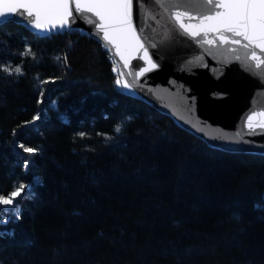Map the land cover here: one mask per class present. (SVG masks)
<instances>
[{"label":"trees","instance_id":"obj_1","mask_svg":"<svg viewBox=\"0 0 264 264\" xmlns=\"http://www.w3.org/2000/svg\"><path fill=\"white\" fill-rule=\"evenodd\" d=\"M0 64L23 70L0 69V194L32 185L0 225V264H264V155L213 148L125 93L80 31L0 24Z\"/></svg>","mask_w":264,"mask_h":264},{"label":"snow or ice","instance_id":"obj_2","mask_svg":"<svg viewBox=\"0 0 264 264\" xmlns=\"http://www.w3.org/2000/svg\"><path fill=\"white\" fill-rule=\"evenodd\" d=\"M146 11L154 13L151 19L166 20L171 25L173 38L180 34L201 45H216L217 52L224 54L226 51L254 76L264 78V0H0V19L25 17L45 38L71 33L77 20L87 18L94 27L88 35L102 42L105 50L114 49V55L122 61L120 68L113 69L117 73L115 84L130 90L136 85L130 83L127 76H132L135 81L136 77H143L159 67L149 53L150 47L157 48L158 45L143 35ZM220 45H226L227 49H221ZM26 49L31 51L29 46ZM209 52L212 54L211 48ZM133 59L143 60L144 65L138 63L135 66L138 70H135L131 63ZM63 60H67L66 54ZM0 69L9 74H23L20 65L12 69L7 64H0ZM38 102L42 103V100ZM257 117L260 120L254 124ZM40 119L39 112L33 116V121ZM245 124L250 132L256 128L264 132V111L246 115ZM116 131L120 132L121 126H117ZM223 138L228 141L239 138V142H243L239 133ZM19 147L27 153L37 151L23 143ZM29 164L30 160L24 158L25 169ZM34 182L39 183L38 176ZM31 186L21 182L7 195L0 194V225L6 227L13 219L22 218V211L17 206L20 200L14 198L20 197Z\"/></svg>","mask_w":264,"mask_h":264},{"label":"water","instance_id":"obj_3","mask_svg":"<svg viewBox=\"0 0 264 264\" xmlns=\"http://www.w3.org/2000/svg\"><path fill=\"white\" fill-rule=\"evenodd\" d=\"M151 15L154 13H144L143 35L158 45L157 48L150 47L149 53L159 67L143 77H136L135 81L132 76H127L136 86L131 90L123 89L125 93L167 115L213 148L264 155V132L259 128L250 132L245 124L246 115L264 111V78L254 76L226 51L224 54L217 52L216 45H201L180 34L173 38L171 25L164 19H151ZM9 22L23 25L28 31L44 37L25 17L0 19V24ZM79 29L87 35L94 31L87 18L76 21L74 30ZM220 48L226 50L227 46L220 45ZM107 51L120 68L122 61L114 55L115 50ZM131 63L134 69L138 63L144 65V61L138 59ZM259 120L257 117L254 124ZM237 133L243 142H239V138L237 141L223 138ZM248 141L254 143H246Z\"/></svg>","mask_w":264,"mask_h":264},{"label":"rangeland","instance_id":"obj_4","mask_svg":"<svg viewBox=\"0 0 264 264\" xmlns=\"http://www.w3.org/2000/svg\"><path fill=\"white\" fill-rule=\"evenodd\" d=\"M22 195H23V192L21 193L20 197H22ZM20 197H16V198H14V200H18Z\"/></svg>","mask_w":264,"mask_h":264}]
</instances>
